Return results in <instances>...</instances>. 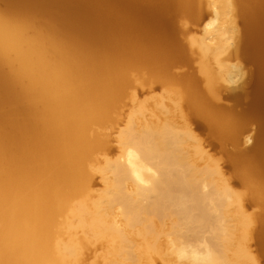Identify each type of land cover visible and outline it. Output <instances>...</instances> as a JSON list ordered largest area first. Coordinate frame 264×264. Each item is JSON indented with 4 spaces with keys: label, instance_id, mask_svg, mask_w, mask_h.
Instances as JSON below:
<instances>
[{
    "label": "bare ground",
    "instance_id": "obj_1",
    "mask_svg": "<svg viewBox=\"0 0 264 264\" xmlns=\"http://www.w3.org/2000/svg\"><path fill=\"white\" fill-rule=\"evenodd\" d=\"M235 12L243 29L231 46L222 39L226 27L213 31L206 22L213 14L236 26ZM183 18L202 25V37L188 42L190 52L177 39ZM193 51L205 88L186 73ZM223 53L232 62L243 57L255 70L256 91L243 109L237 95L221 96L223 75L209 65ZM142 71L147 87L141 93L170 89L168 100L161 93L174 111L164 109L162 97L156 107L167 123L155 137H143L148 126L130 114L126 121L134 117L135 123L128 121L114 139L124 108L137 99L133 85ZM232 98V107L224 104ZM177 119L193 130L176 132ZM251 124L256 141L245 148ZM212 166H218L214 178ZM96 174L103 192L94 188ZM105 196L122 219L90 217L97 221L90 223L98 227L95 236L88 215H100ZM233 205L247 224L246 245H237L247 252L240 256L231 240L236 224L227 223L237 217V211L229 214ZM141 216L144 223H159L148 227L154 234L144 229L145 244H160L165 232L168 238L160 244L164 251L149 248L150 257L134 259L128 245L114 243ZM107 231L116 235L113 244ZM96 242L104 254L114 245L133 259L113 253L114 261L111 249L105 255L113 260L89 263L93 251L84 250ZM169 249L175 264L264 261V0H0V264H173L163 260Z\"/></svg>",
    "mask_w": 264,
    "mask_h": 264
},
{
    "label": "rangeland",
    "instance_id": "obj_2",
    "mask_svg": "<svg viewBox=\"0 0 264 264\" xmlns=\"http://www.w3.org/2000/svg\"><path fill=\"white\" fill-rule=\"evenodd\" d=\"M234 1H236V0H234ZM204 10H206L207 11V9H204ZM235 21H236V26H235V24L234 23H232V21H231V19L229 20V17H227V16H225V17H227L226 19V21H229L230 23H225V24H222L223 23V20H224V18L222 17V16H219V17H215L213 14L210 16H208L209 18H211V19H209L208 18V20H207V22H206V24H208V29H212L213 28V31L217 28V27H220V26H223L224 28H225V30L227 31L226 33H224V37L222 38L223 40H227V43H231V46H232V44L234 43V36H235V34H237V31H238V33L240 32V34H239V36L242 34V21H241V18H240V14L239 13H237V12H235ZM213 17V18H212ZM238 19V20H237ZM184 23V24H183ZM227 24H228V26H227ZM211 25V26H210ZM177 26H178V28H179V30H181V33H183V34H179L178 36H177V39H178V41H179V43L182 45V47H185V49H186V51H188V50H191V48L189 47V45H188V42H189V40L190 39H199V38H201L202 37V32H201V28H202V25L201 24H197V23H195V22H192V21H190L189 19H186V18H183V19H181L179 22H178V24H177ZM210 27V28H209ZM230 28V29H229ZM236 28H237V30H236ZM189 29L190 30V32H189V30L187 31V30ZM191 31H192V33H191ZM194 32V33H193ZM235 32V33H234ZM196 33V35H194ZM234 34V35H233ZM193 35H194V38H193ZM198 35H199V38H198ZM197 36V37H196ZM184 38V39H183ZM232 38H233V40H232ZM185 41H187V42H185ZM231 41V42H230ZM185 44V45H184ZM192 51V50H191ZM188 52H190V51H188ZM190 56H191V61H192V63H191V66H192V68L191 69H187L186 67H184V68H181V69H179V70H177V71H179V72H181V71H187L186 73H188L189 74V76H192L193 78H195L199 83H200V86L201 87H203V88H205V85H204V82H203V77L200 75V72H199V68H200V65H201V62H200V59H199V56H198V54H197V52L195 51H193L192 52V54H190ZM219 57V58H218ZM217 59V60H216ZM214 60H216L215 62H213L212 60L211 61H209V65H211L210 67H211V70H212V72L214 73V74H216L217 76H219L218 74H219V71H221V73H220V76L221 75H223V77L222 78H220V76H219V78L221 79L220 81L221 82H223V83H221V84H223V86L226 88V92L225 91H223L222 93H221V96H225L226 94L227 95H237L239 98H240V100H241V106L240 107H238V109H240V108H244V107H246V103H247V100H248V98L249 97H254V95L253 94H255V91H256V84H255V81H256V79L254 78L255 77V70H254V68H253V66L250 64V62H246V60H244V58L243 57H241V58H239L238 60H236V61H231V60H229L228 58H227V56H226V54L225 53H223V54H221V56H220V54L218 55V56H216L215 58H214ZM217 61H218V63H217ZM216 64V66H215V64ZM195 64V65H194ZM197 64V65H196ZM219 64H221V65H224V67L223 66H218ZM229 65V66H228ZM222 67V68H218V67ZM227 66V67H226ZM233 67V68H232ZM213 68V69H212ZM219 70H218V69ZM223 69H227L228 71H230L231 72V74H230V72L228 73V72H225V70L223 71ZM218 70V71H217ZM226 70V71H227ZM253 70V71H252ZM223 72H225V73H223ZM254 72V73H253ZM142 74H139L140 76L138 77V76H136L137 77V80H135V83H134V85H133V92H135V94H136V96H137V99L135 100V101H133V102H131V101H127L128 102V104H127V106L124 108V112H125V114H124V121H123V123L120 125V127L119 128H117V130H116V132L113 134L114 135V137H113V135H112V137L114 138V139H117L116 138V136L118 135L117 134V131H119L120 130V128L122 129V128H126V124H127V126L129 125L128 123L129 122H134L135 123V118L136 117H140L141 119H139V117L137 118V121L139 120V121H141V122H144L147 126H148V129H146L147 130V132H149V133H147V132H144L145 134H142V136L143 137H148V136H152V137H155V136H153V135H156L155 134V132H156V129H161V128H163L165 125H166V121H167V118L164 116V115H162L161 114V112H159V110L157 109V107H156V103L159 101V99L160 98H162L161 100H165L167 97L169 98V96L171 97L172 95H167V94H171V92H170V89H168V88H156V89H154L153 90V92L152 91H144L143 93H141V91H143V89H145L147 86L144 84V80H143V78H145L147 75L144 73V71H142L141 72ZM143 73L145 74V75H143ZM223 73V74H222ZM226 73H228V74H226ZM224 74H225V76H224ZM229 74H230V76H229ZM254 74V75H253ZM233 75H235V76H233ZM227 76V77H226ZM229 77V80L232 78L233 79V77H234V82H230V83H232V84H230V83H228L229 81H228V78ZM202 79V80H201ZM237 81V82H236ZM230 84V85H229ZM234 84H236V85H234ZM229 85V86H228ZM238 85V86H237ZM228 86V87H227ZM228 89V90H227ZM159 91H160V93H159ZM164 91V92H163ZM161 92H163V94L165 95H167V96H165V99H164V95L161 93ZM166 92V93H165ZM169 92V93H168ZM151 93H153V94H151ZM160 95H159V94ZM156 95V96H155ZM140 96V97H139ZM154 96V97H153ZM159 96V97H158ZM145 97V98H144ZM144 98V99H143ZM150 98V99H149ZM152 98V99H151ZM153 98H154V100H153ZM168 98L166 99V100H168ZM145 100V101H144ZM163 101V103L165 104V105H163V107H164V109H166V110H168V111H170L171 113H173V111H174V109H173V103H168L167 101ZM230 100V101H229ZM234 99L232 98V99H227V100H224V104H226L228 107H232L233 106V103H234V101H233ZM140 101V102H139ZM147 101V102H146ZM149 101V102H148ZM131 104H133V105H131ZM141 104V105H140ZM147 104V105H146ZM149 104V105H148ZM170 106V107H169ZM129 110H132L131 112L129 111ZM136 110L138 111V112H136ZM157 110V111H156ZM173 110V111H172ZM134 112V113H133ZM133 113V114H132ZM131 114V116L132 115H134L135 116V118L134 117H130V118H133V119H131V120H129V118H128V121H126L127 120V117L129 116ZM160 114V115H159ZM172 116H170V118H171ZM159 118H160V120H159ZM169 118V119H170ZM178 119H180V118H178ZM178 119L176 120V121H178ZM143 120V121H142ZM158 120V121H157ZM161 120H164V121H161ZM138 121V122H139ZM149 123H148V122ZM174 122V123H176V124H174L175 125V131L176 132H179V133H182V132H184V131H192L193 129H192V126H191V128L189 127L190 125H188L187 126V124H185L183 121L181 122V120H179L178 122ZM126 122V123H125ZM157 123V124H156ZM160 123V124H159ZM181 123V124H180ZM180 124V125H179ZM157 125V126H156ZM187 126V127H186ZM182 127V128H181ZM183 127H185V128H183ZM150 128H153V131H150L149 129ZM188 128H190L189 130H188ZM119 129V130H118ZM123 129V130H124ZM122 130V131H123ZM145 130V131H146ZM152 130V129H151ZM181 130V131H180ZM255 130H257V128H256V126H255V124H251L250 125V132H249V134H250V136H251V139L248 141V143L247 144H245L244 145V147L245 148H251L252 146H254V143H255V141H256V131ZM151 133V134H150ZM198 133L200 134V138L201 139H204V136H203V134H201L202 133V131H198ZM125 142H126V140H125ZM118 143L117 142H112L110 145L112 146V147H117L118 145H117ZM124 143H122V145H123ZM247 145V146H246ZM124 146V145H123ZM214 154H215V157H217V158H221V159H223V156L221 155V154H218L217 153V150H216V152H214ZM115 155H117L116 153H112V154H110V155H108V158H110L111 160H114L113 158H116V156ZM110 156V157H109ZM197 162H199V163H201V164H203L204 162H206L204 159H201V158H198L197 159ZM214 166V165H213ZM212 166V167H213ZM216 167H218V166H215V167H213V169H211V168H209V170H208V172H210V173H212V175H213V172L214 171H212V170H215V169H218V168H216ZM215 168V169H214ZM107 175V174H106ZM98 176V177H97ZM214 176H216V175H213L212 177L214 178ZM107 178H108V180H109V178H111V174H108L107 176H106ZM94 180H95V186H94V188L95 189H97V191L99 190V192L103 189V185H102V183H101V180H100V176L99 175H95L94 176V178H93ZM216 180V179H215ZM99 181V182H98ZM216 182H217V180H216ZM109 182L107 181L105 184L107 185V191H111L110 189H108V186L110 185V184H108ZM102 188V189H101ZM101 192H103V191H101ZM107 197L105 196L103 199H104V201L106 200V203L108 202L107 201V199H106ZM103 199L101 200V203L102 204H104L105 205V202H103ZM101 204V205H102ZM231 204H233V203H231ZM237 204V203H236ZM235 204V205H236ZM235 205H233V207L235 206ZM112 207L113 209H110V208H108V207ZM232 206V205H231ZM232 207V208H233ZM237 208V210H236V208ZM231 211H232V213L230 212L229 214H232L231 216H233L234 215V213H236V211H237V214H235V215H237V217L240 219V221H238L237 220V217H233V218H235V221H234V219H233V221H229V222H227L226 220H227V218L229 217V214H228V217L226 218V222L232 227L233 225V222L236 224V227H238V230L236 229V227H235V229L234 230H231V231H234V232H232V235H231V240H232V243L238 248V246L237 245H239L240 244V246L242 245L241 244V242H243V245H246L244 242H245V240L243 239V233H245V229H246V227H247V224L244 222V221H242L244 218H243V216H242V214L240 213V211L238 210V208H239V206L237 207V206H235ZM100 209H102V211H101V213H100V215H98L97 216V214H96V216L97 217H95V215L93 214V213H91L90 212V215H88L89 213H85V215H84V219H83V222L84 221H87V220H85L88 216H89V218L91 217V218H93V219H95V218H100V219H98L99 221L101 220V219H103V221L101 220L100 222H104V220H110V219H112L114 216H116V218H117V216H118V218L119 219H122L121 217L122 216H120V215H118L117 214V212H116V210H114V209H116V207L115 206H113V205H109V203H107L106 205H105V208L104 207H102L101 206V208ZM105 209H106V211H105ZM233 210H234V212H233ZM103 211H104V213H103ZM113 211V212H112ZM105 212H106V214H105ZM108 213V214H107ZM101 214H104V215H106V217H103ZM117 214V215H116ZM239 214V215H238ZM88 215V216H87ZM112 215V216H111ZM234 215V216H235ZM93 216V217H92ZM109 216H111L110 218H109ZM230 216V217H231ZM241 216V217H240ZM90 218V221H87V223L86 222H84V224H87V226H89V231H91L92 229H93V227L94 226H97L96 224H97V221H93L92 219ZM142 219H143V216H141V218H140V221H139V223L137 224V226H135L134 228H132L131 229V231H126V233H124V235H125V237L127 238V239H125L124 238V235H123V238L125 239V240H127L126 242H125V240L123 239V238H120L119 240H118V238L116 237V235L115 234H113L111 231H107L108 233H110L109 235H111V236H108L109 237V239L111 240L112 239V241H111V243L113 244L115 241H116V243L117 244H115L114 243V245L116 246V248H119V246H117V245H120V248H122V247H126V245H128L127 247L128 248H130V249H128V248H123V250L125 249V250H133V251H128L132 256H134L133 258L135 259V258H141V257H143V255L144 256H146V258H148V257H150L149 256V254H150V252L152 251V250H154L155 249V247H157V248H159L160 247V250L159 251H164L163 250V248L161 247V245L165 242L166 243V239L168 238V235H167V233L165 232V235L164 234H162L163 236L162 237H164V239H162V240H160V244H157V243H159L158 241H152L151 242V247H150V244H145L144 242H143V240H141V239H143V237H144V235H145V232H144V229L146 228V230H147V228L150 226L151 228L153 227V228H155L156 229V225H159V223H158V221H150V223L148 222V226H146L145 224L147 223H144V222H142ZM232 219V218H231ZM245 220V219H244ZM93 221V222H92ZM92 222V224L94 223V226H92V224H90ZM120 223L119 224H121V227H122V225L123 226H126L125 224H124V221L123 220H121V221H119ZM151 222H152V224H151ZM231 222V223H230ZM242 222H244L245 223V226H243V224L244 223H242ZM241 223V224H240ZM144 224V225H143ZM156 224V225H155ZM235 224H234V226H235ZM92 226V228H91V226ZM139 225V226H138ZM259 224L257 223V222H255V224H254V226L253 227H257ZM142 227V229H141V227ZM143 226H146V227H144L143 228ZM91 228V229H90ZM96 228H97V230H96ZM136 228V229H135ZM151 228L149 229L148 228V230H149V232L151 231ZM259 228V227H258ZM134 229V230H133ZM155 229H153V230H155ZM233 229V228H232ZM94 230H96L95 232H94ZM147 230V231H148ZM244 232H243V231ZM97 231H98V227H94V229L92 230V234L94 235L95 234V236H97L98 234H97ZM134 231H138V235L136 234V235H133V234H135L136 232H134ZM238 231V232H237ZM134 232V233H133ZM142 232V233H141ZM149 232H147V233H149ZM152 232V231H151ZM128 233H129V235H128ZM141 233V234H140ZM146 233V234H147ZM97 234V235H96ZM144 234V235H143ZM152 234H154V231L152 232ZM90 235H91V232H90ZM143 235V236H142ZM149 235H151L150 233H149ZM133 236V237H132ZM147 235H145V238H147L146 237ZM237 236V237H236ZM115 237H116V239H115ZM135 237V238H134ZM137 237H139L138 239H137ZM166 237V238H165ZM130 238V239H129ZM135 239V241L133 240V239ZM233 238V239H232ZM114 239H115V241H114ZM133 241H132V240ZM236 239H238V241L236 240ZM129 240V241H128ZM130 240L132 241V242H130ZM165 240V241H164ZM236 240V241H235ZM242 240V241H241ZM244 240V241H243ZM162 241V242H161ZM234 241H235V243H234ZM252 241H254V239L252 240ZM125 242V243H124ZM134 242H137V244H135ZM98 242H96L95 243V246H94V243H92L93 245H92V248L90 247L89 248V250L87 249V250H84V252L85 253H87V254H89L90 253V251H93V255L89 258V260H88V262L89 263H91V262H96V261H100L101 260V258H102V256H103V259H105V261L107 260V261H110L113 257V259H114V261H116V256L117 255H120V253L122 252V251H119V250H122V249H117V251L116 250H113V248H115V246L114 245H111V247H113V248H108V249H106V251L107 252H109V251H112V253L110 254V255H108L109 253H107V252H105V254H107L109 257H112V258H108V256H106L105 254H104V248L103 247H101L100 248V245H98L97 244ZM124 243V244H123ZM128 243H130V244H128ZM132 243V244H131ZM134 243V244H133ZM140 243V244H139ZM164 243V244H165ZM237 243V244H236ZM155 244V245H154ZM157 244V245H156ZM163 244V245H164ZM122 245H125V246H122ZM134 245H137V246H135V250H134V247L133 246ZM162 245V246H163ZM166 245V244H165ZM165 245H164V247H165ZM130 246H132V247H130ZM142 246L144 247V248H142ZM234 246V247H235ZM96 247V248H95ZM136 247H138V248H136ZM235 247V248H236ZM115 248V249H116ZM133 248V249H132ZM141 248V249H140ZM149 248H152V250L150 249L149 250ZM232 248H233V246H232ZM234 248V249H235ZM235 249V251H238L237 252V255H239L240 256V250H241V253L242 254H244V252H247V251H245L244 250V252H242V250H243V246L241 247V249H240V247L238 248V249ZM95 249V250H94ZM112 249V250H111ZM139 251H138V250ZM143 249V250H142ZM231 249V248H230ZM234 249L233 250H231L230 252V254L231 255H235V252H234ZM142 250V254H141V251ZM147 250V252L146 253H144L145 251ZM149 250V251H148ZM102 253H101V252ZM116 251V252H115ZM119 251V252H118ZM138 251V252H137ZM144 251V252H143ZM170 251V249L169 250H167V254H168V256L166 255V251L164 252V254H161V256H165L166 255V257L165 258H163V260H167V262H169V263H173V264H175L176 262H177V256H176V253L175 252H172V254H170L171 252H169ZM252 251H253V254H254V256L256 257V258H258V260L260 259V257H259V252H258V250H257V247L253 244V246H252ZM97 252H98V254H97ZM128 252L127 251H125V253H126V255H125V253H123V254H121L120 256H117L118 258L117 259H119V257L121 258V259H119V260H122V258L124 259L125 258V256H127V254H128ZM134 252V253H133ZM137 252V253H136ZM116 253V256H114V254ZM138 253H140L139 255H138ZM174 253H175V256H173V257H175L174 259H173V257H172V261H171V259H168V258H171L170 256H172V255H174ZM137 254V256H135ZM170 254V255H169ZM132 256H130L129 254H128V258H125V259H131L132 258ZM163 256V257H164ZM130 257V258H129ZM132 258V259H133ZM143 258H145V257H143ZM167 258V259H166ZM109 259V260H108ZM112 259V260H113ZM93 260V261H92ZM261 264H264V261H261Z\"/></svg>",
    "mask_w": 264,
    "mask_h": 264
}]
</instances>
